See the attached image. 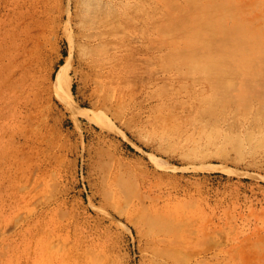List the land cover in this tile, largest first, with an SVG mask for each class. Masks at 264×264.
Listing matches in <instances>:
<instances>
[{
  "label": "rangeland",
  "instance_id": "rangeland-1",
  "mask_svg": "<svg viewBox=\"0 0 264 264\" xmlns=\"http://www.w3.org/2000/svg\"><path fill=\"white\" fill-rule=\"evenodd\" d=\"M68 5L73 44L64 18L33 82L16 74L0 85V264H37L29 253L55 224L78 229L81 264H152L156 233L138 204L238 219L221 239L244 234L241 219L263 225L264 0H59L60 12ZM111 6L124 19L119 42L132 47L120 52L128 102L117 115L97 104L78 31L83 9ZM202 7L233 14L214 42L233 37L234 50L216 66L203 52L189 65L169 45L192 35L184 29L202 22ZM62 65L69 94L56 82ZM219 72L226 78L209 86Z\"/></svg>",
  "mask_w": 264,
  "mask_h": 264
},
{
  "label": "bare ground",
  "instance_id": "bare-ground-1",
  "mask_svg": "<svg viewBox=\"0 0 264 264\" xmlns=\"http://www.w3.org/2000/svg\"><path fill=\"white\" fill-rule=\"evenodd\" d=\"M111 7L83 9L79 15L78 31L85 39L83 44H79V49L91 69L97 104L117 115L128 102L122 89L126 74L120 64L125 56L120 52L132 47L119 42L124 19L118 16L120 11L116 6ZM202 8L203 12L197 16L202 22L198 25L191 22L190 27L193 26V29H184L185 34L192 35L187 38L173 37L169 45L172 49L176 43L181 61L187 59L189 65L191 62L188 57L203 52L212 55L213 66H216L217 54L230 55L234 50L233 37L228 39L227 36L217 44L214 42L216 29H227V21L233 14H228L229 11L222 8ZM73 16L70 5L64 13L60 12L59 0H0V85L12 81L16 74H19L16 82L20 85L33 82L43 62L45 50L58 36L64 18L66 35L73 44ZM258 47L259 51L264 50V47ZM68 66L62 65L59 69L56 82L63 85L69 94L71 83ZM223 78L226 75L220 72L211 76L208 79L209 86L215 87L216 80ZM70 101L68 103L73 106ZM78 114L84 115L85 112L79 111ZM19 136L17 139L21 140L26 134L20 133ZM118 196V193H112L105 197L114 201ZM138 206L144 211L143 224L156 233L148 242L154 256L152 264H264V224H252L241 219L248 226L245 233L237 237L227 234L221 239L217 235L226 233L227 228H233L240 222L238 219L230 215H206L186 209L151 214L143 205ZM77 230L73 233L56 224L44 227L36 239L33 253L29 255L37 264H81V257L76 254L84 243L77 236ZM204 243L209 246L200 247ZM60 248L65 251L62 257H58L56 251ZM220 256L224 259L222 263L214 260Z\"/></svg>",
  "mask_w": 264,
  "mask_h": 264
}]
</instances>
